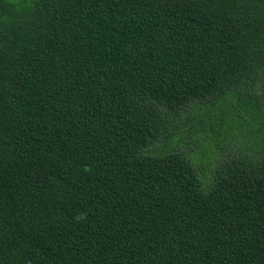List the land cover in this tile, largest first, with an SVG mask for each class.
Masks as SVG:
<instances>
[{
  "label": "trees",
  "instance_id": "16d2710c",
  "mask_svg": "<svg viewBox=\"0 0 264 264\" xmlns=\"http://www.w3.org/2000/svg\"><path fill=\"white\" fill-rule=\"evenodd\" d=\"M0 264H264V0H0Z\"/></svg>",
  "mask_w": 264,
  "mask_h": 264
},
{
  "label": "rangeland",
  "instance_id": "374dc122",
  "mask_svg": "<svg viewBox=\"0 0 264 264\" xmlns=\"http://www.w3.org/2000/svg\"><path fill=\"white\" fill-rule=\"evenodd\" d=\"M218 96H215L213 95L211 98H217ZM187 131H189V129H187L184 125H180V127L176 130H171V142L172 141H180V139L184 136V138L186 137L187 135ZM195 134H197V136H200L202 133L198 130H195ZM182 152H190L191 156L193 157L194 160H196V156H197V151L195 150L194 147H182ZM203 157L201 156L200 157V160L202 159ZM210 167V169L208 170V168ZM208 170V171H207ZM206 172H204V174L207 176V177H212L213 174L215 173L216 171V167L214 165H211L209 164L207 169L205 170Z\"/></svg>",
  "mask_w": 264,
  "mask_h": 264
}]
</instances>
